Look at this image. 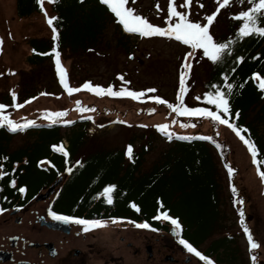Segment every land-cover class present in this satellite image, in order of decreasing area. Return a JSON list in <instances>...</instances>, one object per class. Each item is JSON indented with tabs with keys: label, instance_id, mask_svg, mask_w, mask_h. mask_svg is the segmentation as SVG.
<instances>
[{
	"label": "rangeland",
	"instance_id": "374dc122",
	"mask_svg": "<svg viewBox=\"0 0 264 264\" xmlns=\"http://www.w3.org/2000/svg\"><path fill=\"white\" fill-rule=\"evenodd\" d=\"M167 2L168 0H134V2L129 0L126 7L133 8L134 14L140 15L149 23L165 27ZM173 3L177 11L188 13L191 22L201 24L206 23L203 17L210 15L219 6L217 0H190L187 8L181 7L183 0H173ZM156 5H159V11ZM245 7H247L246 0H230L229 5L220 8L209 26L210 35L213 38L219 35L224 30L227 17L235 16L245 10ZM43 8L44 12L40 11L28 18H18L15 14V0H0V104L2 101H7L6 98L12 101L11 91L16 95V103L22 105L17 109L5 107L3 113L16 122L32 120L33 126L43 123L42 117L46 112H65L66 114L61 117L63 123L86 119L89 123L86 131L87 140L76 159L101 148L111 151L124 149L135 134L147 135L146 133L153 132L159 138H162L161 135L169 138L167 134L157 131L155 126L159 124L168 125L167 132L173 134L170 139L209 136L213 142H222L223 161L217 154L215 157L221 202L220 216L218 214L213 219L208 230L210 235H213L201 241L194 238L196 229L202 224L201 213L194 202H191L188 212L191 216L190 221L184 214L185 208L183 209L178 203L177 195L168 197L169 206L182 215L180 220L182 228L194 244H202L203 240H208L202 245L205 248L213 240L221 243L226 237L231 238L226 245L220 244L224 252L223 264H264V184L261 183L244 144L226 125L216 124L213 127L206 118L177 117L165 104H156L154 100L149 99L156 96L168 103H176L180 64L184 61L185 54L191 50L173 39L131 35L127 36L129 37L127 39L121 38L125 47L130 50L126 53L118 47L117 30L113 25H108L93 50L78 54L67 51L59 53L58 60L69 87L81 88V85L89 82L93 86L103 88L111 85L113 91H119L121 88L136 92L146 89H155V91L145 92L139 100H132L129 97H110L106 94L97 96L85 89L69 95L59 83L53 60L50 59L34 69L27 65L26 58L30 53L28 41L52 39L51 28L45 22V13L48 17L53 16L51 5L44 0ZM174 20L175 18H172L169 23ZM121 30L126 33L122 27ZM190 60L192 67L185 80L187 91L183 94V103L187 107H203L204 83L208 79L211 62L202 56L201 50H197V55L190 57ZM118 76L123 77V80L118 79ZM40 90L47 91V94L36 95L35 99L31 100L21 99L25 92ZM195 97L200 99H194ZM26 100L30 102L25 103ZM77 102L79 107L88 110L79 111ZM149 109L155 110L149 112ZM183 123L195 126L182 128ZM21 133L18 132L12 137L8 152L19 148L28 140ZM166 144L158 139L154 142L152 151L143 160L142 170H149L152 162L168 146ZM229 167L233 169L231 177L228 175ZM262 167L260 166V170L264 172V164ZM182 200L184 201V198ZM241 212L243 226L249 229L254 242L258 245L251 253L240 223ZM117 221V223L108 220L104 222L120 235H124V232H132L133 224ZM149 223L150 221L147 224ZM161 224L164 222H160ZM250 256L255 257V260Z\"/></svg>",
	"mask_w": 264,
	"mask_h": 264
},
{
	"label": "trees",
	"instance_id": "16d2710c",
	"mask_svg": "<svg viewBox=\"0 0 264 264\" xmlns=\"http://www.w3.org/2000/svg\"><path fill=\"white\" fill-rule=\"evenodd\" d=\"M50 5L53 16L58 18L53 22L57 30L55 43L58 53L67 51L78 54L93 50L100 42L108 25H113L117 30L118 47L126 53L130 51L122 41L123 38L129 37L121 33L120 25L116 22L114 15L105 5H101L99 0H58V3ZM248 7L247 3L245 10ZM38 13L40 8L35 0H15L16 17L28 18ZM230 17L232 16H228L225 20L224 30L214 38L216 42H223L234 37L240 21ZM261 26H264V18L261 19ZM28 45L30 53L26 61L32 69L42 66L52 58V39H30ZM236 56L244 57L239 65L235 64ZM232 68L236 71L232 72ZM222 72L228 75V82L235 86L244 82L246 78H250L253 72L264 77V37L255 35L245 37L233 45V54L226 55L222 63L211 62L208 79L204 83V93L210 90L215 91L209 88V85L213 83L223 85ZM256 83L258 81L253 82L252 79H248L245 86L239 89V94L234 88L229 98V117L226 118L237 127L247 129L246 132L241 131V135L251 138L258 149V160L262 161L264 92L257 89ZM221 90L227 91L226 88ZM38 92H31L32 94L25 92L21 99L31 100L41 93L47 94L45 90ZM6 100L1 104L10 108L12 101L9 98ZM202 105L215 110L214 106L205 103ZM237 110L238 116H236ZM60 124L59 121L51 123L44 119L43 123L14 133L8 132L5 127H0V155L8 158L2 162L3 171L7 174L0 178V181H21L36 192L40 186L48 185L61 174L68 172L65 171L66 168H70L71 171L68 172L59 198L55 202L56 207L64 213L102 221L115 218L148 223L159 210L161 213L166 211L168 216L180 222L182 215L168 203L169 196L177 195L178 203L183 209L185 208L184 214L188 221L191 219L188 214L191 202L197 205L201 213L202 224L196 229L194 238L201 241L213 235H210L208 230L213 219L219 214L221 202L215 157L217 154L223 161L222 142L196 138L169 139L163 135L159 138L153 132H149L146 133L147 135L135 134L129 139L126 146H131V158L125 155L127 147H124L111 152H104L101 148L86 154L83 158L76 159L79 150L87 140L86 131L89 123L81 119L64 125ZM18 132H22L21 134H24L28 140L19 148L8 152L9 143ZM156 138L166 142L168 146L152 162L149 170L144 171L141 168L143 160L152 151ZM63 142H66V146ZM52 145H61L68 153L67 158L62 153L54 151ZM41 161L44 163H40ZM77 161L80 162L79 165L76 164ZM120 164H124L123 175H120V170L115 168ZM258 166L263 168L262 164ZM110 185L114 187L109 193L112 203L108 204L104 201L102 192L104 187ZM130 204H135L139 211L131 208ZM153 220L156 221V219ZM230 240V237H226L221 240V243L215 242L226 245Z\"/></svg>",
	"mask_w": 264,
	"mask_h": 264
},
{
	"label": "snow or ice",
	"instance_id": "6c2138e0",
	"mask_svg": "<svg viewBox=\"0 0 264 264\" xmlns=\"http://www.w3.org/2000/svg\"><path fill=\"white\" fill-rule=\"evenodd\" d=\"M36 4L39 6L40 11L44 12L43 2L44 0H35ZM134 2V0H133ZM219 6L213 11L210 15H206L203 19L206 23L201 24L200 22H191L188 18V13L177 11L173 0H168L167 2V17L165 18V27L155 26L149 23L145 18L140 15L134 14V9L131 7H126L127 0H99L101 5H105L107 9L112 13L116 19V22L122 26L123 31L126 33L138 34L140 37H151V36H159L165 37L168 39H173L179 42L182 45L187 46L190 49V52H187L184 57V61L180 64L179 71V89L176 95V103H168L160 97L152 96L149 99L154 100L156 104H165L166 107L171 110V112L175 113L177 117H201L209 119L212 123L213 127L216 124L226 125L244 144L251 157V163L254 166H257V175L260 177L261 183L264 184V172H261L258 165L264 164V161L258 160V149L255 144L252 142L251 138H246L241 135V131H247V129H242L237 127L234 123L229 122L230 113V103L229 98L233 94L234 88L237 94H239V89H242L247 83L248 79H252L253 82L258 81L256 83L257 89L261 92H264V77H262L259 73L253 72L250 78H246L244 82L240 83L238 86H235L233 83L228 82V75L225 73H221V78L224 81L223 85L211 84L209 85L210 89H215V91H207L203 94V103L214 106L215 110H210L208 107H187L183 103V94L187 91L185 86V80L189 71L191 70V60L190 57L197 55V50H201L202 56L206 57L208 61L213 64L222 63L224 57L231 56L233 54V45L248 36H259L264 37V26H261V19L264 18V0H247L249 7L246 10L240 11L235 16L230 17L233 20L240 21V24L234 34V37H230L223 42H216L212 35L209 32V26L213 23L215 16L220 11V8H223L230 4V0H217ZM49 4H56L58 0H47ZM190 0H183V4L181 7L187 8ZM203 7V5H199ZM157 11H159V5L155 6ZM172 18L175 20L169 23ZM58 18L56 16L48 17L47 13H45V22L48 24L49 28L52 31V40H53V61L56 67V74L59 80L60 85L64 88V91L71 95L74 92L80 91L81 89H85L93 94L100 95H108L110 97H129L132 100H139L142 96L145 95V92H154L155 89H146L142 92H136L121 88L119 91H113L111 85L107 88H103L100 86H93L89 82H85L81 85V88H73L69 87L66 82V75L61 68V65L58 60L59 53L56 51V40H57V30L53 26V22ZM244 59L243 56L235 57V64L239 65L241 61ZM256 59V57H253ZM232 72H235L236 69L232 68ZM11 74V73H10ZM118 79L123 80V77H117ZM127 83V82H125ZM222 88H226L227 91H222ZM46 93H41V95H45ZM10 95L12 97V105L11 107L14 109L22 107L21 104L16 103V95L15 93L10 91ZM31 99H35L34 97ZM194 99L199 100L200 97H195ZM30 101H25L28 103ZM6 106L0 104V127H5L6 130L10 133H14L16 131H24L27 127L33 126L34 121L27 120L24 122H16L10 119L7 115L3 113V109ZM78 110L83 112L88 109L79 107V102H77ZM155 109H149V112L154 111ZM65 112H46L43 117L46 120H49L51 123H57L59 119L64 116ZM222 114V115H221ZM239 115V111L237 110L236 116ZM23 120V118H21ZM89 119H91L89 117ZM176 121H173L175 123ZM64 123H70L69 121H64ZM190 126L188 123L181 124L182 128H187ZM157 131L161 133H165L168 135L169 139L173 135L172 133L167 132L168 125L159 124L155 126ZM181 139H188V137H178ZM196 139L200 140H210L209 136H198ZM54 151L62 153L67 158V151L61 145H52L51 146ZM125 155L131 158V146H127ZM8 158L6 156L0 155V178H2L5 173L3 171V161H6ZM40 163H44L41 161ZM79 161L76 162L79 165ZM39 166V164H38ZM227 167V166H226ZM228 175L231 177L233 173L232 168H228ZM65 171L70 172V168H66ZM15 181L10 180L9 186H14ZM114 186H106L103 189L102 195L104 201L108 204L112 203V200L109 196V193L112 192ZM21 195L24 194L25 188L23 186L17 189ZM234 192L235 189L233 188ZM159 203V202H158ZM136 211H139L138 207L135 204L129 205ZM2 211V210H0ZM48 215L54 221H59L62 223H72L81 226V230L83 232L90 231L97 227H104L105 222L99 219H83L76 218L67 215H59L49 210ZM241 220L242 230L244 232L245 238L248 242L249 252L258 247V245L254 242L252 235L247 227L243 226V213H239ZM153 219H164L170 222L173 226V235L179 236L180 224L174 218L169 217L166 213H161L159 210L157 211V215L153 217ZM113 223H117V219H112ZM140 229H149V225L147 223H138L134 225ZM152 231H156V229H150ZM183 248L190 253L192 256L199 258L200 261L204 262V264H213V261L204 255H202L196 248H194L189 242L184 239H178L177 241ZM251 259L255 260V257L250 256Z\"/></svg>",
	"mask_w": 264,
	"mask_h": 264
},
{
	"label": "flooded vegetation",
	"instance_id": "af4514ba",
	"mask_svg": "<svg viewBox=\"0 0 264 264\" xmlns=\"http://www.w3.org/2000/svg\"><path fill=\"white\" fill-rule=\"evenodd\" d=\"M115 168L123 175L124 164ZM9 181H0V264H204L188 253L178 239L189 242L213 264H223V248L214 240L204 248L202 245L208 240L194 244L183 228L175 236L166 222L157 226L160 223L151 222L153 218L149 229L134 227L124 235L106 224L83 232L80 225L54 221L49 210L81 218L64 213L55 205L64 181L45 199H40V194L53 181L36 192L21 181L14 180L15 185L9 186ZM21 186L25 188L23 195L17 190ZM124 222L133 224L125 219Z\"/></svg>",
	"mask_w": 264,
	"mask_h": 264
},
{
	"label": "water",
	"instance_id": "95a60500",
	"mask_svg": "<svg viewBox=\"0 0 264 264\" xmlns=\"http://www.w3.org/2000/svg\"><path fill=\"white\" fill-rule=\"evenodd\" d=\"M63 178L62 177H58L46 190V192L44 194H40V199H45L48 198L49 196H51L53 194V192L55 191V189L60 186V184L62 183Z\"/></svg>",
	"mask_w": 264,
	"mask_h": 264
}]
</instances>
